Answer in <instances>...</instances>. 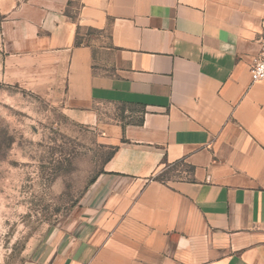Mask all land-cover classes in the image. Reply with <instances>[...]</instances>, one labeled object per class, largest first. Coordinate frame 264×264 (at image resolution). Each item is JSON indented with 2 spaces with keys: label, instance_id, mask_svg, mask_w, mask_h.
<instances>
[{
  "label": "crops",
  "instance_id": "obj_1",
  "mask_svg": "<svg viewBox=\"0 0 264 264\" xmlns=\"http://www.w3.org/2000/svg\"><path fill=\"white\" fill-rule=\"evenodd\" d=\"M263 35L264 0H0V82L116 147L25 264H264Z\"/></svg>",
  "mask_w": 264,
  "mask_h": 264
},
{
  "label": "rangeland",
  "instance_id": "obj_2",
  "mask_svg": "<svg viewBox=\"0 0 264 264\" xmlns=\"http://www.w3.org/2000/svg\"><path fill=\"white\" fill-rule=\"evenodd\" d=\"M138 107L104 104L106 121H131ZM97 125L0 82V264H25L77 206L111 154ZM175 167L160 176L171 178Z\"/></svg>",
  "mask_w": 264,
  "mask_h": 264
},
{
  "label": "built area",
  "instance_id": "obj_3",
  "mask_svg": "<svg viewBox=\"0 0 264 264\" xmlns=\"http://www.w3.org/2000/svg\"><path fill=\"white\" fill-rule=\"evenodd\" d=\"M260 51L252 58L250 75L253 82L264 81V35L260 41Z\"/></svg>",
  "mask_w": 264,
  "mask_h": 264
},
{
  "label": "trees",
  "instance_id": "obj_4",
  "mask_svg": "<svg viewBox=\"0 0 264 264\" xmlns=\"http://www.w3.org/2000/svg\"><path fill=\"white\" fill-rule=\"evenodd\" d=\"M77 43H80V40H77ZM138 122H141V121L139 120ZM111 149H112V152H111V154H112V153L115 151L116 147H113V146H112ZM111 154H110V155H111ZM110 155H109V157H110ZM109 157H108V158H109ZM108 158H107V159H108ZM107 159H106V160H107ZM174 165H175V164H174ZM158 177H159L161 180L166 179V178H164L163 176H160V175H159ZM93 181H94V179L91 180L90 183H92Z\"/></svg>",
  "mask_w": 264,
  "mask_h": 264
}]
</instances>
